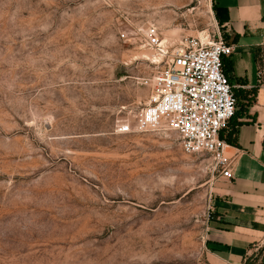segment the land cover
Masks as SVG:
<instances>
[{
    "label": "rangeland",
    "instance_id": "obj_1",
    "mask_svg": "<svg viewBox=\"0 0 264 264\" xmlns=\"http://www.w3.org/2000/svg\"><path fill=\"white\" fill-rule=\"evenodd\" d=\"M149 24L225 37L212 0H0V264H209L211 156L135 128Z\"/></svg>",
    "mask_w": 264,
    "mask_h": 264
},
{
    "label": "crops",
    "instance_id": "obj_2",
    "mask_svg": "<svg viewBox=\"0 0 264 264\" xmlns=\"http://www.w3.org/2000/svg\"><path fill=\"white\" fill-rule=\"evenodd\" d=\"M212 2L234 47L224 69L246 105L220 133L232 176L214 178L207 258L209 264H264V0Z\"/></svg>",
    "mask_w": 264,
    "mask_h": 264
},
{
    "label": "built area",
    "instance_id": "obj_3",
    "mask_svg": "<svg viewBox=\"0 0 264 264\" xmlns=\"http://www.w3.org/2000/svg\"><path fill=\"white\" fill-rule=\"evenodd\" d=\"M128 33L122 32V37ZM134 33L153 48L158 62L165 63L153 79L148 102L136 115V130H174L185 153L208 154L214 170L231 177L232 158L225 153L227 143L220 133L236 111L235 87L223 61L234 51L233 45L221 34H202L170 47L154 24Z\"/></svg>",
    "mask_w": 264,
    "mask_h": 264
},
{
    "label": "trees",
    "instance_id": "obj_4",
    "mask_svg": "<svg viewBox=\"0 0 264 264\" xmlns=\"http://www.w3.org/2000/svg\"><path fill=\"white\" fill-rule=\"evenodd\" d=\"M225 58H226V57H225ZM225 58L223 59L224 63H225ZM224 66H225V65H224ZM224 71H225V69H224ZM225 73H226V71H225ZM226 74H227V73H226ZM228 77H229V76H228ZM229 79H230V77H229ZM230 81H231V80H230ZM234 93H235V96H236L237 104H236V111H235V114H234V116L232 117V119H233L234 117H236V116L241 112V110H243V109L245 108V105H246V103L243 102V99H244V96H245V95H243V93H242L240 90H236V88H234ZM232 119L230 120L229 123H231ZM229 123H228V125H229Z\"/></svg>",
    "mask_w": 264,
    "mask_h": 264
}]
</instances>
